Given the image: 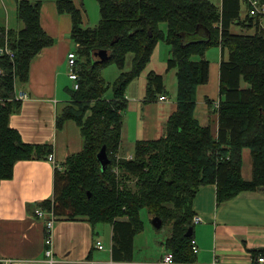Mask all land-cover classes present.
<instances>
[{
	"label": "trees",
	"instance_id": "16d2710c",
	"mask_svg": "<svg viewBox=\"0 0 264 264\" xmlns=\"http://www.w3.org/2000/svg\"><path fill=\"white\" fill-rule=\"evenodd\" d=\"M16 1L24 27L17 32L8 29L15 59L0 56V181L13 177L17 161L45 159L53 151L48 143L25 142L10 125L11 115L22 107L15 96L16 83L27 81L33 58L54 44L41 24L43 0ZM56 1L59 12L71 15V38L76 47L81 45L76 48L80 88L68 89L71 101L56 123L60 129L67 120L76 121L84 148L68 157L64 170L56 167L53 197L41 206L53 209L59 218L86 219L93 226L113 224L117 257L132 255L134 237L143 229L140 210L146 207L153 218L162 220L160 227L167 220L174 223L167 252L178 264H194V233H186L195 226L193 202L199 188L216 184L218 204L243 191L264 188V28L249 15L245 22L256 27L254 34L231 31L240 18L239 0H225L222 11L209 0H97L101 20L95 27L83 25V12L74 0ZM4 33L5 29L0 39ZM161 41L171 45L169 69H177L178 109L161 138L136 141L131 159L118 158L127 87ZM211 47L229 51L220 63L217 135L195 116L197 88L209 81L205 55ZM101 50L109 53L107 59L96 55ZM129 54L131 68L126 70ZM112 63L121 73L111 85L102 75ZM163 83L162 75L149 74L151 98L164 90ZM110 87L113 96L108 98ZM212 102L207 98L209 106ZM104 145L111 160L105 171L97 158ZM245 148L252 158L251 179L242 174ZM126 261L132 264L133 258Z\"/></svg>",
	"mask_w": 264,
	"mask_h": 264
},
{
	"label": "crops",
	"instance_id": "0c3cea01",
	"mask_svg": "<svg viewBox=\"0 0 264 264\" xmlns=\"http://www.w3.org/2000/svg\"><path fill=\"white\" fill-rule=\"evenodd\" d=\"M94 1L89 0L93 8L99 7L98 1ZM209 1L222 11L225 0ZM74 2L83 12L84 26L89 27L92 18L84 0ZM239 5L240 18L232 23L231 31L234 32L232 26L237 24L252 32L248 34H254L256 27L249 26L252 25L250 21L248 25L245 22L250 15L246 0H239ZM94 16L98 22L99 14ZM41 24L54 38V44L43 48L33 58L27 81L16 83V98L23 93L27 96L21 99V110L11 115L10 125L27 143L51 144L56 163L63 169L68 157L84 148V137L76 121L67 120L60 129L56 123L57 115L71 101L68 54L76 50L71 38L73 22L69 13L59 12L56 0H43ZM23 27L17 1L0 0V35L5 28L17 32ZM215 48L212 56L211 51L205 55L210 61V76L207 83L197 88L195 116L201 124H210L213 134L217 135L219 123L215 109L220 100V63L223 57L228 59L229 51L222 53L221 47ZM170 57L171 45L159 42L145 69L127 87L120 156L133 155L136 141L161 138L166 132L167 121L177 111V69H169ZM151 72L162 75L164 81V90L155 92L153 98L148 91ZM162 96L166 98L161 99ZM207 98L213 100L212 106L207 103ZM251 161L250 150L245 148L242 174L246 179L252 178ZM55 171L56 165L47 158L19 160L14 165L13 177L0 181V261L4 264H125L129 262L126 259L132 257V264H152V261L135 258V240L139 233L134 237L132 255L117 257L113 252V224L99 230L98 225L103 223L93 226L86 219L65 217L59 218L53 229L54 260H51L46 254V224L38 216V210L43 208V202L53 197ZM216 194V184L210 183L201 186L194 198L195 215L202 217V221L194 226V239L199 248L194 264H211L215 259L220 264H252L253 252L264 251V188L243 191L220 204ZM106 234L110 236V248L109 254L103 255ZM96 239L103 241L104 250L94 247Z\"/></svg>",
	"mask_w": 264,
	"mask_h": 264
},
{
	"label": "rangeland",
	"instance_id": "374dc122",
	"mask_svg": "<svg viewBox=\"0 0 264 264\" xmlns=\"http://www.w3.org/2000/svg\"><path fill=\"white\" fill-rule=\"evenodd\" d=\"M97 2V0H95ZM94 1V2H95ZM218 1V0H213ZM95 2V3H96ZM85 7L87 8L89 12V16L92 18L90 21V26L89 27H95L99 20H100V7L98 5L93 8V5L89 2V0H84ZM243 12L245 11V7L242 8ZM96 14H99V20L98 22H95L96 17L94 16ZM84 25V24H83ZM162 27L164 30H167V24L164 23L162 24ZM232 30L237 33H252L251 31H246L243 30L239 25L235 24L232 26ZM81 45L77 43V48L80 47ZM76 49V47H74ZM215 47H211L207 51V56L208 53L211 51V56H212V50H215ZM76 51V50H75ZM132 62V54H129L127 57V67L126 69H130V64ZM120 69L119 67L115 64L112 63L108 65L106 68L103 70V77L105 78V81L108 84H113L117 77L120 74ZM73 85V82L71 81V86ZM71 88V87H70ZM113 96V89L110 87L106 93V97L111 98ZM215 100L217 98H214ZM66 104L63 109L67 106ZM62 109V110H63ZM121 147V145H120ZM244 151V150H243ZM252 162V161H251ZM252 164V163H251ZM252 169V167H251ZM64 170V168H63ZM130 186H134V182L129 183ZM140 217L143 222V229L139 232V234L136 236L135 240V258L137 260L141 261H147V262H155L159 258H161L168 250L167 248V240L171 237L172 234V226H173V221L172 220H167L162 227H156L153 223V215L151 216L149 213V210L145 207L140 210ZM109 226V223H103L99 224L98 228L101 230V227H106ZM105 241H106V250L105 252L102 251L103 255L109 254L108 250L110 248V236L108 234L105 235ZM144 263V262H141ZM178 264V263H177Z\"/></svg>",
	"mask_w": 264,
	"mask_h": 264
},
{
	"label": "built area",
	"instance_id": "2783aa9c",
	"mask_svg": "<svg viewBox=\"0 0 264 264\" xmlns=\"http://www.w3.org/2000/svg\"><path fill=\"white\" fill-rule=\"evenodd\" d=\"M248 6H249V13L252 17L259 20L260 26L264 27V0H246ZM0 55L1 56H7L11 60H14L15 58V50L11 46V39L9 36V30L8 28H5V33L3 37L0 39ZM68 67L69 72L68 76L69 79L73 82L72 88L77 90L80 88V74L78 72V63H77V52L71 51L68 54ZM27 95L25 93L21 94L17 97V99H23ZM165 96H162L161 99H165ZM219 102L216 103V107L218 108ZM122 156L118 155V158ZM133 155L128 156V159H131ZM49 160H51L58 169H62L61 166L57 165L55 160V154L51 152L48 155ZM115 172L118 173L117 168L115 169ZM38 216L41 217L46 224V244L48 246L46 250L47 256L51 259H53V229L55 227L56 221L59 219V217L54 213L53 209H44L39 208L38 210ZM202 221V217L200 215H195L193 218L194 223H198ZM94 247L99 250H104L105 245L101 239H96L94 243ZM193 250L195 253L199 251V248L193 240ZM93 264H100L98 262H95ZM102 264H114L112 262L110 263H102ZM152 264H177V262L174 260L173 254L170 252H166L160 259H158L156 262H153ZM211 264H220V262L215 259ZM252 264H264V254H257L254 256Z\"/></svg>",
	"mask_w": 264,
	"mask_h": 264
},
{
	"label": "water",
	"instance_id": "95a60500",
	"mask_svg": "<svg viewBox=\"0 0 264 264\" xmlns=\"http://www.w3.org/2000/svg\"><path fill=\"white\" fill-rule=\"evenodd\" d=\"M97 56L100 57V60H105L109 57V53L106 51V50H101V51H98L96 53ZM97 158L99 160V162L101 163V166H102V170L105 171L106 170V167L107 165L110 163V158L108 156V153H107V147L106 145H104L102 147V149L100 150V152L98 153L97 155ZM153 223L156 227H160L162 225V220L159 218V217H155L153 218ZM194 232V227H191L186 235L187 236H191Z\"/></svg>",
	"mask_w": 264,
	"mask_h": 264
},
{
	"label": "bare ground",
	"instance_id": "6f19581e",
	"mask_svg": "<svg viewBox=\"0 0 264 264\" xmlns=\"http://www.w3.org/2000/svg\"><path fill=\"white\" fill-rule=\"evenodd\" d=\"M10 33V32H9ZM10 36V35H9ZM15 59V58H14Z\"/></svg>",
	"mask_w": 264,
	"mask_h": 264
}]
</instances>
